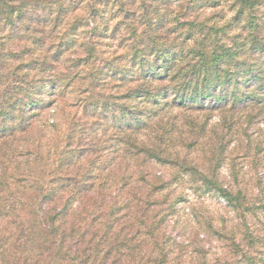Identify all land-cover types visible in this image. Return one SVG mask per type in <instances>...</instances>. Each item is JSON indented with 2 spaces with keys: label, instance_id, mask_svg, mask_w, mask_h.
I'll use <instances>...</instances> for the list:
<instances>
[{
  "label": "trees",
  "instance_id": "16d2710c",
  "mask_svg": "<svg viewBox=\"0 0 264 264\" xmlns=\"http://www.w3.org/2000/svg\"><path fill=\"white\" fill-rule=\"evenodd\" d=\"M223 3L238 21L264 6L0 0V264H181L173 249L190 243L167 229L184 201L171 188L186 179L222 197L250 237L248 217L264 203L248 200L243 166L231 167L235 187L221 168L234 149L233 158L264 169V15L229 43L216 34L193 40L198 23L168 15L174 4L178 13ZM105 39L119 44L109 59L100 55ZM51 106L62 124L35 135ZM259 176L257 188L264 170Z\"/></svg>",
  "mask_w": 264,
  "mask_h": 264
},
{
  "label": "rangeland",
  "instance_id": "374dc122",
  "mask_svg": "<svg viewBox=\"0 0 264 264\" xmlns=\"http://www.w3.org/2000/svg\"><path fill=\"white\" fill-rule=\"evenodd\" d=\"M230 4L223 3L212 7L204 6L200 9H197V7L188 8L178 13L177 5L174 4L170 7L168 15L177 14L178 16L181 13L180 20H193L197 22L198 24L196 25L198 27H192L189 31L193 34V40L198 37L202 38L216 34L217 38H219L218 40L229 43L232 40L233 34L242 33L245 35L247 32H251L250 25L252 24V20L250 17L255 18L256 16V18H261L264 15L263 6L257 8L256 11L255 9L250 10L249 14L244 13L241 18H238V21L235 18L236 8L231 7ZM230 21L232 25L228 24ZM99 48L101 51L100 55L108 59L114 57L120 50L119 44L114 39H105L101 42ZM71 51L69 54H66L64 66L70 63V60L76 54H81L80 48ZM66 67L73 71L76 70L70 64ZM74 108L71 110H78V113L80 112L79 107ZM62 121V112H58L55 106H51L50 109L43 113L41 120L35 125L34 133L40 136V130L50 128L52 122H58L61 125ZM218 121L217 115L211 116L209 120L212 123L211 125H215ZM259 126L262 129L263 123H259ZM233 145H237L236 138L233 140L231 146ZM233 150L229 149L227 152L228 161L221 168V179L225 184H230L228 181L233 182L230 177L232 165L235 170H239L243 166L240 170L239 178L242 179L240 183L245 186L248 200L253 206L260 207L264 203V180L262 181L261 188H257L255 183L259 180V173H263L264 169H255L252 165L251 157L233 158L234 154L235 156L237 155L236 150L234 154L232 153L234 152ZM163 171L165 170L159 171L158 174ZM191 184V181L186 179L183 184H178L171 188V196L174 198L179 196L180 198H184V201L178 205L179 212L172 216L167 233L171 234L172 237L175 236L179 242L190 243V246L185 248L182 246L174 247L172 258L177 257L176 262L181 264H211L212 262H215L214 264H264V207L255 209V212L248 217V225L251 230L249 231V238L251 239H246L243 231L239 230L241 226L236 225L237 220L235 217L238 218V216L229 205H226V201L213 193L196 191L195 187H193L194 185ZM235 186L236 183L232 187ZM195 214L198 215L199 220L202 219L203 227L206 226V222H211L216 229L219 228L220 234H215L211 230H206V233H204L201 229L194 227ZM177 217L180 219L179 224L173 223ZM227 218L228 220H226ZM258 236L260 240L255 239L252 246H250L252 239ZM234 242L240 244L239 248H242V251L239 248H235ZM194 248L200 249L193 251Z\"/></svg>",
  "mask_w": 264,
  "mask_h": 264
}]
</instances>
